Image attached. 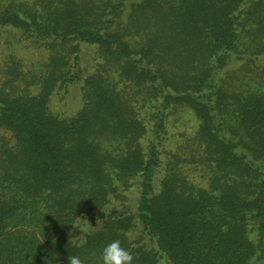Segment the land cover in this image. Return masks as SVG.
Segmentation results:
<instances>
[{
    "label": "trees",
    "instance_id": "16d2710c",
    "mask_svg": "<svg viewBox=\"0 0 264 264\" xmlns=\"http://www.w3.org/2000/svg\"><path fill=\"white\" fill-rule=\"evenodd\" d=\"M3 29L0 264L116 239L133 264H264V0H0Z\"/></svg>",
    "mask_w": 264,
    "mask_h": 264
},
{
    "label": "rangeland",
    "instance_id": "374dc122",
    "mask_svg": "<svg viewBox=\"0 0 264 264\" xmlns=\"http://www.w3.org/2000/svg\"><path fill=\"white\" fill-rule=\"evenodd\" d=\"M18 34H19V32L17 30H13V31L12 30L6 31L5 29L0 30V55L5 54L6 52H9L12 50L11 46H8L5 42V40H8V38H10L11 36L13 38H15L17 36L19 37ZM22 46L23 45H18L19 49L21 48L19 50V54H20L19 56L22 58V60L26 63L30 62L31 59H32V61H34L36 59V57H35V54L31 51L33 49L28 47L26 44L24 47H22ZM86 49L88 50V48H86ZM85 54H86V50L84 52V56H85ZM74 89L75 88H73L70 92H67L64 96V99H63V101L66 102V108H68L69 111L74 107V105L77 101V96L75 94ZM91 222H92L91 220L88 221V223H91ZM84 229L85 228H84V226L81 225V223L78 224V226H76L74 231H73L74 235L78 234L79 232H81Z\"/></svg>",
    "mask_w": 264,
    "mask_h": 264
},
{
    "label": "clouds",
    "instance_id": "9594fccd",
    "mask_svg": "<svg viewBox=\"0 0 264 264\" xmlns=\"http://www.w3.org/2000/svg\"><path fill=\"white\" fill-rule=\"evenodd\" d=\"M67 260L68 264H83V261L78 256H68ZM133 260V254L122 247L120 240L116 239L103 247L99 264H133Z\"/></svg>",
    "mask_w": 264,
    "mask_h": 264
}]
</instances>
